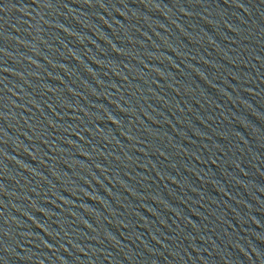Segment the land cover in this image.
Listing matches in <instances>:
<instances>
[{"label": "water", "instance_id": "water-1", "mask_svg": "<svg viewBox=\"0 0 264 264\" xmlns=\"http://www.w3.org/2000/svg\"><path fill=\"white\" fill-rule=\"evenodd\" d=\"M0 264H264V0H0Z\"/></svg>", "mask_w": 264, "mask_h": 264}]
</instances>
